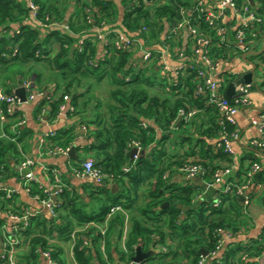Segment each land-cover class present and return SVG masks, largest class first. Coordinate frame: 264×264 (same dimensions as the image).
<instances>
[{"label": "trees", "instance_id": "obj_1", "mask_svg": "<svg viewBox=\"0 0 264 264\" xmlns=\"http://www.w3.org/2000/svg\"><path fill=\"white\" fill-rule=\"evenodd\" d=\"M30 1L39 9L37 20L48 28L40 30L38 27L21 26L13 33L7 28V33L0 34V68L5 70L42 63L56 71L61 94L48 95L40 103L39 111L48 104L54 117L65 106L64 97L68 96L71 97V108L67 114L82 117L77 125L54 133L48 146L70 149L79 130L86 131L92 143L85 151L92 154L96 168L105 176L102 186L97 190L104 196L101 201H106V205L97 212L80 207V198L67 185L56 201L58 216H52L50 220L33 219L32 230L23 232L30 247L25 259L36 261L42 257L43 252L49 251L57 264H65L61 259V246L53 241L54 235H57L63 242L75 237L73 252L77 264L131 261L139 246L143 252H154L153 256L143 260V264H200V261H205L209 255L217 252L224 233H231L233 237L240 235L246 217L239 196L208 192L204 201L193 204V196L203 187L194 182L180 184L173 178L178 168L193 164L201 166L206 171L203 179L210 181L216 170L230 166L235 168L230 181L240 183L245 178L250 185L264 186V169L253 176L249 174L252 164L261 165L264 141L247 156L249 165L234 160L224 148H216V143L222 136L231 139L234 136L240 137L241 130L237 124L226 121L216 106L207 103L208 95L200 92L204 82L199 77L198 67L202 64L194 63V68L181 70L183 73L177 77L169 73L161 76L159 70H156L159 58H156L158 54L154 46L176 43L180 31L175 33L173 29L183 18L203 37L213 41L211 58L215 62L245 54V49L235 41L236 31L230 32L220 20L218 29H223L220 34L207 20L208 13L201 14L198 5L199 1H203L205 9L215 11L217 4L209 5L204 0H122L123 19L117 26L119 9L115 0H75L80 13L76 20L69 21V31L65 32L60 28L66 15L65 0ZM232 2L241 9L248 0ZM253 2L250 8L259 17V21L238 28L246 34L245 41L250 49L264 43V0ZM28 13L26 0H0V28L19 24ZM90 20L94 24L89 23ZM165 22L172 28L170 33L164 32ZM94 27L119 28L129 36H135L143 28L147 29L143 39L153 52V61L147 64L139 61L134 66L131 53L117 49L113 43L106 46L105 58L97 59L95 41L83 38ZM113 37L110 35L112 41ZM54 43L59 44L57 53H53ZM260 57L264 63V52ZM261 74L264 80V73ZM104 78L111 80L112 89L103 113L97 111L103 105L102 101H98L96 110L90 106V101L95 99L92 94L95 86L90 81L100 82ZM83 89L85 93L81 92ZM229 102L241 108L231 100ZM182 110L196 111V114L191 118H181ZM88 113L92 115L91 120L87 119ZM133 142H139L145 151L135 161L130 155ZM2 144L0 142V147ZM177 149L183 152L178 153ZM2 153L0 148V158ZM3 164L0 161L2 176ZM127 167L131 168L125 173ZM53 170L49 169L52 178ZM164 174L169 176L167 180L163 179ZM109 182L121 185L120 192L112 194L106 188ZM35 194L40 195L42 200L50 198L49 192L39 190ZM249 196L251 201L256 200L255 194ZM11 201L0 190L1 209L4 210ZM217 202L220 203L215 206ZM260 202L264 206V193ZM165 203H169V206L163 207ZM174 205H182L187 211ZM113 207H120L127 214L111 213ZM63 211L68 213L67 217L62 216ZM129 215L125 254L119 251L118 244ZM106 223L108 227L102 234L100 227L103 228ZM87 224L96 227L90 234L74 231L77 225ZM93 233L96 234L91 238ZM114 239L116 244L113 243ZM104 241L108 249L105 258L97 246ZM159 246L166 247L167 252H159ZM263 252L264 242L259 238L246 247L231 244L222 256H211V263L206 264H255L252 259L262 257ZM114 253L120 254L117 262ZM244 255L246 257L242 259ZM17 261L23 263L22 259Z\"/></svg>", "mask_w": 264, "mask_h": 264}, {"label": "crops", "instance_id": "obj_2", "mask_svg": "<svg viewBox=\"0 0 264 264\" xmlns=\"http://www.w3.org/2000/svg\"><path fill=\"white\" fill-rule=\"evenodd\" d=\"M167 1V0H166ZM209 5L218 4L221 0H204ZM119 9V17L117 26L121 24L123 19V7L122 0H115ZM29 0H26V5L28 6ZM64 7L66 9L65 19L62 26L60 27L65 32L69 31V21L71 19L76 20V16L79 15V5L76 4L75 0H65ZM37 19L34 15V12L30 10L27 16L23 17L19 24L4 25L0 28V34L7 33L6 29L10 28L11 33L17 31L21 26H30L33 28L38 27ZM222 23L227 26L230 32H235L236 29L241 24V18L236 15L233 10H228L225 15L222 17ZM165 33H170L172 28L164 23ZM119 31L122 34L126 35L129 38H134L138 36V33L135 36H129L126 32L119 28L106 27L102 30L91 29V31L86 34L84 39H93L95 41V50L96 58L101 60L105 58L107 53L106 46L102 41L97 39V35L100 31L110 32V31ZM179 46V51L181 55L175 52L172 45L166 44H156L154 46L155 51H157L158 56L156 58L159 60L157 63V69L161 76L164 74H171L174 77H177V70L183 64L192 65L196 62L201 63L200 55H195L193 50L192 38L187 29H181L178 34V41H176ZM258 51L264 48V43L257 45ZM53 53L59 51V44L54 43ZM132 55V64H137L143 56L142 50H136L131 53ZM246 55V54H244ZM244 55H235L228 60H219L218 66L215 69L213 77L215 80L223 81L224 95L229 85L234 81L242 78L245 74L250 72L253 65L256 64L257 56L249 55L247 61L243 59ZM252 57H255L252 60ZM169 78L168 80H170ZM30 82L32 85L31 92L33 94H41L42 96L35 97L34 100L29 101L26 89L23 85L25 82ZM255 83L253 88L250 91V100H251V118H256L258 113L264 110V83L263 77L255 76ZM91 84H94L95 88L93 90L94 101H90V106L95 108L99 105L98 101H102L100 107L97 108V111L101 110L105 112V106L109 100V91L112 89V82L109 78H104L100 82L94 80L90 81ZM171 82V80H170ZM0 86L5 90V92L14 93L19 88H25L27 95V102L21 103L16 116L8 115L6 113L4 118L0 116V142H2V154L0 158L4 164V175H1L0 178V190L4 191L7 194H10L9 199L12 201L7 205V208L12 206V213H29L33 216V219H51V213L48 208L43 204L42 201L36 198V194L33 191H30L27 188L22 176L19 174L18 165L25 158H33L36 162L34 167V174L37 177L40 184L47 189L51 195L55 192V187H53L51 172L52 169H56L60 172L61 180L65 184V187L69 185L73 192L80 198L79 205L83 206L84 209H92V207L97 206L96 204L101 203L103 195L99 194L97 190L98 187L102 184L97 183L95 180L84 177L77 178L73 174V168L76 164H81L88 158L92 157V154L85 151L91 143L92 140L89 139L86 131L79 130L77 136L73 141V146H77L75 154L79 157L78 160H72L67 155H58V156H49L44 152L45 147L48 146L47 135L51 133H57L80 123L81 115L69 116L67 112L71 108V97L66 101L65 110L60 112L53 117L51 114V108L48 104L44 105L42 111H39L40 103L45 101V98H48V95L55 96L61 94L60 88L61 84L58 82V77L56 71L48 69L46 65L42 63L39 64H30L27 66L14 67L11 69L3 70L0 68ZM240 86H236L234 89L235 94H239ZM81 92L85 93L83 89ZM226 96V95H225ZM84 114V113H83ZM85 115V114H84ZM247 112L245 114H239L236 118V123L241 130L240 139L233 143V150L235 152L236 160L244 162V165H248L249 161L246 160L247 156L254 149L251 146L253 140L260 139V134L255 126H253L248 120ZM88 120L92 119V115L88 113L86 115ZM24 120V124L20 125V121ZM46 142L45 145L42 142ZM10 144L13 145L10 147ZM178 153H182V149H177ZM262 169H264V157L261 158ZM52 167V168H51ZM54 174V173H53ZM52 174V175H53ZM173 180L177 183L184 184L190 183V181L184 180L181 176L174 177ZM155 179H153V182ZM194 183H201V181L194 180ZM155 183V182H154ZM105 186V185H104ZM113 186H117V189L112 192ZM107 189L111 191L112 194L120 192L121 185L116 183H109L106 186ZM149 188V186H148ZM255 194L256 200L254 204L250 207L249 217L244 219V224L242 226V231L237 237L231 239H225L222 249L220 250L218 256H222L224 250L227 249L231 244H239L243 247L249 246L255 240L261 238L264 231V206L261 204L260 200L262 194L264 193V186H255L254 184L250 185L248 194ZM6 209V207H5ZM0 207V263L4 262L2 257L7 251V240L8 238H17L21 240V244L16 246L14 250V257L17 260L22 259V264H45V260L42 257H39L36 261H27L25 258L29 255L30 247L27 245V237L21 233L17 234V227L20 226L21 221L12 218L9 214V210L5 211ZM122 212L121 210L116 211ZM124 215L126 212H122ZM62 216L67 217L68 213L63 211ZM130 216V215H129ZM71 220V219H70ZM76 224V223H75ZM103 228L108 227V223L102 226ZM93 228H96L93 224L87 225H77L74 229L75 232H91ZM128 225L124 228L123 236L119 242V251L127 254L126 241L128 238ZM105 233V230H102ZM90 234V233H89ZM96 233L91 235V238L95 236ZM103 234V232H102ZM18 235V236H17ZM55 239L53 241L62 248L61 259L65 264H77L74 257V243L75 237L68 241H61L58 239L57 235H54ZM115 238V237H114ZM116 239H114L115 243ZM103 244V245H102ZM116 244V243H115ZM114 244V245H115ZM105 241L100 242L99 246L103 252V257H107L108 249L105 247ZM96 259V257H94ZM115 262L120 258V254L114 253ZM252 261L255 264H264V259L254 258ZM208 262V259L207 261Z\"/></svg>", "mask_w": 264, "mask_h": 264}, {"label": "built area", "instance_id": "obj_3", "mask_svg": "<svg viewBox=\"0 0 264 264\" xmlns=\"http://www.w3.org/2000/svg\"><path fill=\"white\" fill-rule=\"evenodd\" d=\"M144 2H147V0H143ZM203 1H199L198 5L201 8L200 12L208 13L207 20L209 21L210 25L212 26L213 29H218L220 27V20H222V17L225 15L228 10H233V12L238 15L241 18V26H246L248 24H251L253 22H258L259 17L253 12V10L250 8V3L248 0V3L242 7L241 9H238L235 4L232 2V0H221L217 5L215 11L213 10H207L203 6ZM28 6L31 11L34 12V15L37 19V13H38V7L32 3L29 0ZM252 6V5H251ZM183 14V12L181 13ZM38 21V20H37ZM38 28L40 30H45L48 28V26L42 22H37ZM89 23H93L92 20L89 21ZM238 27V28H239ZM236 29L235 33V41L237 44H239L241 47L245 49V54H248L250 52H261L262 50L258 51V46L252 47L250 49L249 44L245 41L246 39V34L244 33L243 30H238ZM93 29L96 30H102L100 27H94ZM181 29H187L189 34L191 35L192 38V44H193V50L195 51V55H200L201 59V67L199 68V77L203 79L204 82V87H201L200 92H202L205 95H208L209 100L208 104L209 105H214L218 108L220 113L223 115L226 121H228L231 124H237L236 123V118L239 114H245L247 112L248 115V120L250 123L255 126L260 134V139L253 140L251 142V146L253 148L257 147L260 142L264 141V110L260 111L257 115L256 118H251V100H250V91L251 88H253V84H245V85H240V90L239 94L234 99H229L234 104L239 105L241 108H238L236 106H232L228 100V98L224 95V90L225 88L223 87V81L221 80H215L213 77V74L215 72V69L218 66V62H215L211 58V51L213 49V41L210 38L203 37L201 33H199L195 28L189 26V23L186 19L183 18V20L173 29V32L177 33ZM147 29L143 28L142 32L138 33L137 37L134 38H129L126 35L122 34L121 32L117 31H110V32H103L100 31L97 35V39L102 41L105 45L109 44H114V46L122 50L123 52L127 53H133L136 50H142L143 51V56L142 59L140 60L142 64H147L151 63L153 61V52L145 45V41L143 39V33L146 32ZM218 32L220 34L223 33V29H218ZM110 35H113V41L110 38ZM224 39L222 38L221 41ZM14 51L16 52L17 49L15 48ZM5 56V55H4ZM257 62L256 64V75L255 76H261L262 72L264 73V63H263V58L260 56H257ZM134 64V66L138 65ZM260 66V68H259ZM185 68H194V65H189V64H183L178 70L177 74L183 73L180 72L181 70H184ZM261 72V73H260ZM127 81L129 79H126ZM29 92L28 95V100L32 101L35 99V97L42 96L41 94H33L31 92L32 90V85L30 82H25L23 85ZM69 99L68 96L64 97V100L67 101ZM21 102L19 98L14 94V93H8L5 92V90L0 86V116L1 118H4L5 114V108H6V113L8 115H15L17 114V110L20 106ZM65 106L61 107V110H65ZM196 114V111H190V112H185L181 111L180 116L181 118H191ZM24 120L20 121V125L24 124ZM51 137H54V133L48 134L47 139ZM240 137L234 136L233 139L228 138L226 136H222L221 140L216 143V148H224L226 152L231 154L233 156V159L236 160L235 152L233 150V143L237 140H239ZM43 145L46 144V142H42ZM132 149H137L138 152L143 151L140 143L139 142H133L131 145V150ZM70 149H62V148H47L45 147L44 152L46 155L49 156H58V155H67L69 153ZM131 152V151H130ZM140 154H137L133 157V160H137ZM250 164V163H249ZM248 164V165H249ZM36 165V162L34 161L33 158L30 157H25L18 165V170L19 174L22 176L25 184L27 185V188L30 191L33 192H38L39 190L43 193L49 192L47 189H45L40 182L38 181L37 177L34 174V167ZM131 167H127L124 169V172L127 173L130 171ZM235 168L230 167V166H223L221 169L216 170L210 181H205L203 177L206 175V171L199 165H184L183 167H180L176 170L177 174H175L176 177L181 176V178H184L186 181H194L195 179L200 177V181L202 180L201 183L198 185H201L203 189L199 192H197L193 196L192 203L197 204L198 202H202L205 200L207 193L208 192H218L220 194H233L235 196H239L242 203H243V209L242 212L245 217H249V209L250 207L254 204V201H251L250 199V194H248V191L250 189V183L247 181L245 178L242 180L240 183H235V181H230V178L233 176ZM260 170H262V165L260 164H252L250 167L249 174L250 176L255 175L258 173ZM53 187H55V192L53 195L50 193V198L49 200H42L40 195L36 194V198L40 201L43 202V204L48 208L49 212L51 213V216L57 217L58 213L56 211V208L58 207L56 205V201L60 198V195L62 191L66 188L65 184L61 180V174L58 170H53ZM73 174L77 178H84L88 177L93 180H95L99 184H103V180L105 179V176L103 175L102 171L96 168L95 166V160L93 157L88 158L81 164H76L75 167L73 168ZM168 175L164 174L163 179L167 180ZM1 178V174H0ZM112 183V182H109ZM217 194V193H216ZM7 197V194H6ZM8 197H10V194H8ZM8 198V199H9ZM55 198V200L53 199ZM217 198V197H216ZM220 202H217L215 206H218ZM12 210V206L7 208L5 211ZM121 210L120 207H113L111 213H115L116 211ZM12 218L21 221L20 226L17 227V234H21L24 231H27L28 229L33 228V216L30 215L28 212L27 213H10L9 214ZM104 234V231H102ZM18 236V235H17ZM233 238V235L231 233H224L223 234V240L219 242V248L217 252H213L211 256L215 257L218 252L221 250V246L223 247L225 239H231ZM261 242H264V231L263 235L261 236ZM21 244V240L19 237L17 238H8L7 240V251L5 255L2 257V260L6 262V264H19L17 259L14 257V250L16 246ZM158 251L161 253H166V247L159 246L157 247ZM209 255L208 258H211ZM246 255L242 256V259H244ZM42 258L45 260V264H57L55 260H53L51 254L49 251H45L42 253ZM133 259V258H132ZM259 260L264 259V252L262 257L258 258ZM207 260V259H206ZM205 261H200V264H206ZM115 264H136L131 261H126V262H117ZM143 264V263H140Z\"/></svg>", "mask_w": 264, "mask_h": 264}, {"label": "water", "instance_id": "obj_4", "mask_svg": "<svg viewBox=\"0 0 264 264\" xmlns=\"http://www.w3.org/2000/svg\"><path fill=\"white\" fill-rule=\"evenodd\" d=\"M249 3L251 5H254V2L253 0H249ZM264 52V48L262 49L261 52H250L246 55L243 56V59L245 61H247V57L249 55L251 56H260L262 53ZM256 73V65H253L252 69L250 70V72H248L247 74H245L242 78H239L238 80H234L228 87V89L226 90L225 92V95L228 99H234L237 94H235L234 92V89L236 86H240V85H245V84H254L256 81H255V74ZM15 95L19 98L20 102L21 103H26L27 102V95H26V90L25 88H19L16 90L15 92ZM76 148L77 146H72L69 150V156L72 160H78L79 157L75 154L76 152ZM137 154H140V155H144L145 154V151H141V152H138L137 149H132L131 152H130V155H131V158L133 159V157ZM195 180H198L200 181V177L195 179ZM117 189V186H113L112 188V192H114L115 190ZM55 200V198H53ZM169 206V203H165L163 207H168ZM174 207H178L180 209H183L185 211H187V208L182 206V205H174ZM154 255V252L151 250L149 252H143V249L139 246L136 248V255L133 257V262L136 263V264H140L143 262V260L147 259L148 257L150 256H153ZM203 255L204 256H207V253L206 252H203ZM211 259L208 258V263H211Z\"/></svg>", "mask_w": 264, "mask_h": 264}, {"label": "rangeland", "instance_id": "obj_5", "mask_svg": "<svg viewBox=\"0 0 264 264\" xmlns=\"http://www.w3.org/2000/svg\"><path fill=\"white\" fill-rule=\"evenodd\" d=\"M173 49L175 50V52L176 53H178L179 52V54L178 55H181V52L179 51V46H178V43H174L173 45ZM97 206H94V207H92V209L91 210H88V211H95V212H97V211H99L102 207H104V205H106V201H102L101 203H98V204H96ZM92 213V212H91ZM129 219H130V216H129V218H127V221H126V227H127V225H129V223H128V221H129ZM107 227H105V228H101L100 227V229H102V230H105ZM101 230V231H102ZM103 245V244H102Z\"/></svg>", "mask_w": 264, "mask_h": 264}]
</instances>
